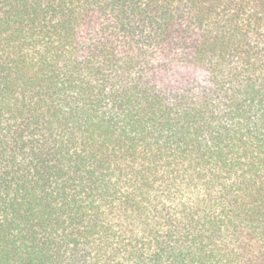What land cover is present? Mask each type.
<instances>
[{"label": "trees", "instance_id": "16d2710c", "mask_svg": "<svg viewBox=\"0 0 264 264\" xmlns=\"http://www.w3.org/2000/svg\"><path fill=\"white\" fill-rule=\"evenodd\" d=\"M0 264H264V0H0Z\"/></svg>", "mask_w": 264, "mask_h": 264}]
</instances>
